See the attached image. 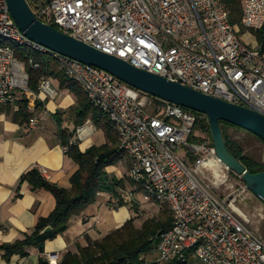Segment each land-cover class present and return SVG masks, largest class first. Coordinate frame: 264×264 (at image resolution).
<instances>
[{"label":"built area","instance_id":"obj_1","mask_svg":"<svg viewBox=\"0 0 264 264\" xmlns=\"http://www.w3.org/2000/svg\"><path fill=\"white\" fill-rule=\"evenodd\" d=\"M241 3L242 26L261 34L260 40L252 36L254 44L238 36L223 0H50L33 12L98 51L264 116V0ZM0 42L6 44L0 45V106L17 109L24 100L34 113L41 96L54 97L47 75L41 77L38 93L29 89L27 66L11 47L16 46L54 60L62 75L108 117L119 149L130 161L133 190L120 199L166 206L173 217L172 227L158 237L153 264H264V234L249 228L236 198L218 195L232 172L210 142L194 132V112L32 42L14 22L6 0H0ZM28 66L40 68L32 59ZM37 123L33 117L25 131ZM236 177L241 193L248 194ZM254 197L263 204L262 197ZM48 261L60 260L52 255Z\"/></svg>","mask_w":264,"mask_h":264},{"label":"trees","instance_id":"obj_2","mask_svg":"<svg viewBox=\"0 0 264 264\" xmlns=\"http://www.w3.org/2000/svg\"><path fill=\"white\" fill-rule=\"evenodd\" d=\"M223 1L229 12L230 24L242 29L243 8L241 0ZM27 2L32 11H34L35 5L30 4L28 0ZM253 35H256L258 40L261 39L260 33H254ZM0 45L6 44L0 42ZM11 47L19 61L27 66V72L30 77L29 89L32 92L38 93V86L43 75L56 79L61 89L69 90L76 97L77 116L81 125L90 119L93 125L101 129L106 137L105 144L92 146L82 152L77 141L73 140L76 132L63 130L61 119H57L61 145L67 149L65 155L78 166V170L70 179L71 187L66 189L51 183L37 167L24 173L19 180L16 188L17 194L20 191V187L27 184L33 190H45L52 194L56 205L48 217L39 220L31 234H26L24 238L14 243L0 246V251L3 252V258L9 261L15 255H19L22 258L27 257V249L34 247L42 255L39 264H49V261L43 256L45 243L63 234L67 230L70 220L73 217L80 216L91 205L95 204L100 193H109L113 195L115 200L119 199L117 203L119 208L126 206L117 193V189L123 187L124 181L110 178L107 172L108 167L116 166L126 156L119 149L117 132L113 129L108 117L90 103L77 84L62 75L54 60L46 55L33 53L26 48ZM29 59H32L35 64H39L40 68L37 70L30 69L28 66ZM40 107V102H37L36 109ZM3 112L11 114L12 107L0 106V113ZM195 114L198 118L194 126V132L198 130L200 134L205 135L206 138H202V141L209 140L213 146L207 118L202 114ZM12 116L15 123L25 126L34 117V113L28 110L27 101L23 100L19 102L18 111L14 112ZM220 127L228 151L242 163L246 170L251 174L264 172V164L247 156L241 144L233 140L226 131L228 128H239L225 122H220ZM192 140L194 142L197 141L195 138ZM233 175L235 176V174ZM162 210L163 212L158 219H148L138 226L135 225V221L138 220L139 216L138 210L136 205L133 206L134 213H137L136 217L130 219L121 228L103 239L89 242L86 246L79 245L76 252L69 251L65 253L59 264H147L146 256L157 245L160 234L172 227L173 217L171 212L166 206H163ZM48 227H51L52 231L44 235L43 231ZM143 257L145 259L142 260ZM169 264L183 263L173 261Z\"/></svg>","mask_w":264,"mask_h":264},{"label":"crops","instance_id":"obj_3","mask_svg":"<svg viewBox=\"0 0 264 264\" xmlns=\"http://www.w3.org/2000/svg\"><path fill=\"white\" fill-rule=\"evenodd\" d=\"M28 1L32 5L37 4L36 0ZM249 35L252 38L253 35ZM254 43L255 39L250 44ZM50 80L55 83L52 87L54 97H40L38 102L41 107L34 111L38 122L36 128L26 132L25 126L13 121L12 114L18 111V107H12L11 114L0 113V246L31 234L39 220L48 217L56 205L52 194L45 190H33L27 184L22 185L17 194L16 188L24 173L37 167L45 171L43 176L51 183L66 189L71 187L70 179L78 166L65 155L58 135L57 119H61L63 130L76 132L73 140L77 141L82 152L106 143L103 131L95 127L90 119L81 125L76 97L69 90L61 89L56 79ZM129 167V159L124 158L116 166L107 168L110 178L124 181L123 187L117 189L119 195L133 190L127 175ZM114 201L112 194L100 193L95 204L70 220L63 234L45 243L43 256L49 260L50 256L57 255L61 260L65 253L76 252L77 246L99 241L136 217L133 206L139 203L135 201L115 208ZM135 225H138L137 221ZM27 253L25 258L15 255L6 261L0 251V264H39L42 255L38 249L30 247Z\"/></svg>","mask_w":264,"mask_h":264},{"label":"water","instance_id":"obj_4","mask_svg":"<svg viewBox=\"0 0 264 264\" xmlns=\"http://www.w3.org/2000/svg\"><path fill=\"white\" fill-rule=\"evenodd\" d=\"M6 3L19 30L32 42L51 52L104 71L127 86L151 97L204 115L210 126L213 147L219 161L240 177L254 196L262 197L264 204V172L251 174L246 170L242 163L228 151L220 127V122L228 123L251 133L264 142L263 115L207 96L98 51L37 19L27 0H6ZM51 231L52 228L48 227L43 234H49Z\"/></svg>","mask_w":264,"mask_h":264},{"label":"rangeland","instance_id":"obj_5","mask_svg":"<svg viewBox=\"0 0 264 264\" xmlns=\"http://www.w3.org/2000/svg\"><path fill=\"white\" fill-rule=\"evenodd\" d=\"M36 1L37 4H34L35 7L36 5H45L49 0ZM254 33L255 32L242 27V29L239 28L238 36L241 37L245 42L252 43L253 39L249 34L253 35ZM54 86L55 83L51 82V87L54 88ZM226 131L233 140L241 144L244 153L247 156L264 164V142L259 141L257 137L249 134L248 132H245V130L242 129L239 130L235 128H228L226 129ZM195 132L198 133V135H201L203 139L206 138L205 135L200 134L198 130H195ZM207 142H209V140ZM227 188L221 187L218 190V195L224 199L229 197L236 198V207L249 220V228L254 232L264 234V204L257 200L250 192L248 194H242V184L240 180L232 173L229 175ZM242 198L244 200H242ZM136 209L138 210L139 215L137 220L138 226H140L144 221L148 219H158L163 212L162 207L160 208L156 205H144L142 207V205L136 204ZM156 246H154V249L146 256L147 261H149L148 264H153L155 261Z\"/></svg>","mask_w":264,"mask_h":264},{"label":"bare ground","instance_id":"obj_6","mask_svg":"<svg viewBox=\"0 0 264 264\" xmlns=\"http://www.w3.org/2000/svg\"><path fill=\"white\" fill-rule=\"evenodd\" d=\"M53 264H56V262H55V261H53Z\"/></svg>","mask_w":264,"mask_h":264}]
</instances>
